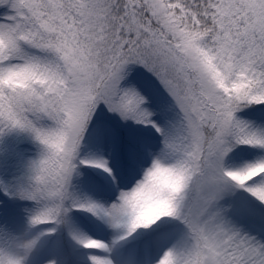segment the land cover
Here are the masks:
<instances>
[{"label":"snow or ice","instance_id":"1","mask_svg":"<svg viewBox=\"0 0 264 264\" xmlns=\"http://www.w3.org/2000/svg\"><path fill=\"white\" fill-rule=\"evenodd\" d=\"M0 264H264V0H0Z\"/></svg>","mask_w":264,"mask_h":264}]
</instances>
